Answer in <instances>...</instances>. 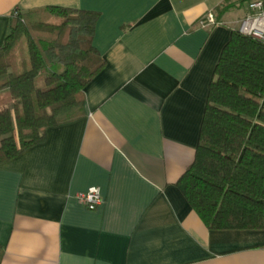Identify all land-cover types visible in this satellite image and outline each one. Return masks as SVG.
Returning a JSON list of instances; mask_svg holds the SVG:
<instances>
[{"label":"crops","instance_id":"crops-1","mask_svg":"<svg viewBox=\"0 0 264 264\" xmlns=\"http://www.w3.org/2000/svg\"><path fill=\"white\" fill-rule=\"evenodd\" d=\"M248 1L0 0V46L13 14L63 8L98 15L104 61L82 119L0 164V264H264V230H208L176 187ZM93 187L88 211L75 196Z\"/></svg>","mask_w":264,"mask_h":264},{"label":"trees","instance_id":"trees-1","mask_svg":"<svg viewBox=\"0 0 264 264\" xmlns=\"http://www.w3.org/2000/svg\"><path fill=\"white\" fill-rule=\"evenodd\" d=\"M98 15L63 8L13 14L0 46V164L47 129L83 118L104 61ZM208 230H264V44L233 30L209 84L192 165L176 183Z\"/></svg>","mask_w":264,"mask_h":264},{"label":"built area","instance_id":"built-area-1","mask_svg":"<svg viewBox=\"0 0 264 264\" xmlns=\"http://www.w3.org/2000/svg\"><path fill=\"white\" fill-rule=\"evenodd\" d=\"M212 13H208L200 22L199 27L209 28L217 25ZM242 35L249 36L264 44V0H249L247 14L237 28ZM76 201L88 211H94L103 203L100 190L96 187L88 189L85 193L76 194Z\"/></svg>","mask_w":264,"mask_h":264},{"label":"rangeland","instance_id":"rangeland-1","mask_svg":"<svg viewBox=\"0 0 264 264\" xmlns=\"http://www.w3.org/2000/svg\"><path fill=\"white\" fill-rule=\"evenodd\" d=\"M242 14L243 13H239L238 15L236 14L235 18H233V21H234L233 25H234L235 28H238L239 27V23L245 18ZM1 94H5V93L4 92H0V102L5 100V97H3V95H1ZM2 105H0V110H2L4 107H6V106H2Z\"/></svg>","mask_w":264,"mask_h":264}]
</instances>
